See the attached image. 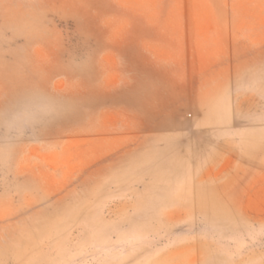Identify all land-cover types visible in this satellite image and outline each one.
I'll list each match as a JSON object with an SVG mask.
<instances>
[{
    "label": "rangeland",
    "instance_id": "obj_1",
    "mask_svg": "<svg viewBox=\"0 0 264 264\" xmlns=\"http://www.w3.org/2000/svg\"><path fill=\"white\" fill-rule=\"evenodd\" d=\"M0 264H264V0H0Z\"/></svg>",
    "mask_w": 264,
    "mask_h": 264
}]
</instances>
